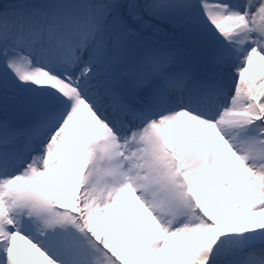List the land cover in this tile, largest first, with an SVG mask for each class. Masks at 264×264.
I'll return each mask as SVG.
<instances>
[{
    "label": "snow or ice",
    "instance_id": "snow-or-ice-1",
    "mask_svg": "<svg viewBox=\"0 0 264 264\" xmlns=\"http://www.w3.org/2000/svg\"><path fill=\"white\" fill-rule=\"evenodd\" d=\"M0 264H264V0H0Z\"/></svg>",
    "mask_w": 264,
    "mask_h": 264
},
{
    "label": "rangeland",
    "instance_id": "rangeland-1",
    "mask_svg": "<svg viewBox=\"0 0 264 264\" xmlns=\"http://www.w3.org/2000/svg\"><path fill=\"white\" fill-rule=\"evenodd\" d=\"M231 223V222H230Z\"/></svg>",
    "mask_w": 264,
    "mask_h": 264
}]
</instances>
